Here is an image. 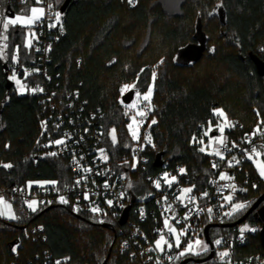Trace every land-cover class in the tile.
Here are the masks:
<instances>
[{
	"label": "trees",
	"instance_id": "obj_1",
	"mask_svg": "<svg viewBox=\"0 0 264 264\" xmlns=\"http://www.w3.org/2000/svg\"><path fill=\"white\" fill-rule=\"evenodd\" d=\"M65 1L51 0L61 15L64 35L50 51L47 69L52 81L48 86L59 95L75 91L82 116L98 114L94 125L110 161L128 158L133 145L119 102L121 87L132 83L143 94L153 85L156 123L146 151V168L134 171L129 220L139 222L134 207L151 191L145 176L162 169L155 166L158 157L168 167H184L181 182L198 189L217 173L218 168L212 166L215 157L200 151L209 127L218 125L216 109L222 108L233 120V126L225 129L227 143L245 137L256 126L264 128V75L259 69L264 63V0H72L61 13ZM0 5L8 16V6L16 14L35 4L0 0ZM220 7L226 14L225 25L216 14ZM208 19L215 23V39ZM2 29L0 26V32ZM27 33L26 28L9 27L5 45L0 37V190H12L29 181H54L64 190L74 178L67 158L50 157L42 149L54 132L48 120L49 98L40 93L21 94L15 86L6 89L9 66L30 67L35 59ZM198 45L204 49L201 56L189 63L177 61L182 50ZM219 69L227 76L222 81L216 75ZM25 82L36 84L41 78L29 76ZM242 89L247 97L239 100L236 96ZM111 128L116 129L115 145ZM244 173L249 175L248 192L238 198L245 207L232 210L227 223L240 219L264 193V181L250 160ZM10 202L16 218L0 217L1 264L14 259L13 242L21 245L18 260L22 264L39 249L66 258L67 264H103L112 249L107 264H138L120 252L122 227L117 219H102L64 204L51 205L47 212L43 211L49 206H42L34 212L21 198ZM149 213L148 209V217ZM247 221L261 223L253 215ZM38 227L46 241L27 239V232ZM215 232L210 231L211 235ZM242 248L249 255L264 257L260 233L252 234ZM206 264L220 263L212 259Z\"/></svg>",
	"mask_w": 264,
	"mask_h": 264
},
{
	"label": "built area",
	"instance_id": "obj_2",
	"mask_svg": "<svg viewBox=\"0 0 264 264\" xmlns=\"http://www.w3.org/2000/svg\"><path fill=\"white\" fill-rule=\"evenodd\" d=\"M23 1H32L34 4H38L37 0ZM39 3L44 5L46 11L45 17L36 22L30 33L29 47L35 55L33 64L30 67L10 65L8 80L13 82V86H15L16 79L22 81L25 87L23 92H19L15 86L21 94L40 93L47 99L49 98L48 120L54 132L42 144V149L44 154L50 157L67 158L74 178L64 190H60L56 183L44 187L28 186L26 183L12 190L1 189L0 197L10 204V199L21 198L27 207L32 201H36L37 208L54 204L69 205L74 209L88 211L102 219H117L119 222L124 211L128 208L131 209L134 203L129 194V185L134 182V171H139V167L146 168L148 163L146 151L152 143H148L145 137L151 135L152 125L149 120L153 115V109L149 111L150 106H147L143 108V111L147 113L146 116L135 115V121L139 125V139L133 143L130 156L117 162L110 161L107 156L105 161L100 151L103 149L100 146V134L94 125L98 114L93 112L89 117L82 116L79 112V110L82 111V105L76 102L78 94L75 91L73 94L59 95L55 89H50L48 86L52 81V76L49 75L47 69L50 51L53 44L64 35V27L61 18L59 20L56 18L59 11L55 9L51 0H39ZM29 76H35L36 79L41 78V82L28 84L25 80ZM35 89H43V91H34ZM125 120L130 123L132 121L131 114H125ZM56 140H63L64 143L57 145L54 143ZM253 147L256 148L257 153L264 151V128L258 131L253 130L245 137H239L230 143H224L218 147L217 151L220 155H217V152L211 153L215 157L212 166L214 163L217 165V173L209 179L206 186L200 189L181 182V176L186 172L179 171L181 168L185 170L182 166L168 167L163 164L161 170L147 174L145 182L151 186V191L140 197L134 207V214L137 215L139 222L129 220V214L127 222L120 225L122 227L119 231L120 252L128 256L129 259L137 261L138 264H173L174 261L182 257L202 259L211 251L214 253L213 259L220 264H264V257L259 254L249 255L242 248L248 243L252 234L261 232L263 223H250L249 229H256V231L246 230L243 232V236H241L242 228H238L239 226L232 228L233 231L228 234H225L226 229L224 228H211L210 231L216 230L212 235L210 233L213 243L212 250L208 245L207 251L198 252L196 247L199 245L195 244L197 239L205 242L204 230L206 226L225 224L229 217L227 213H230L231 201L235 199L236 195L248 192L249 175L244 173V165L250 160L247 157L248 154H251ZM53 152L56 155L50 154ZM104 154L106 153L104 152ZM229 161L232 162L231 167H229ZM84 169H90V171H84ZM165 173L168 174V180H171L173 176L176 177L171 185L166 182ZM221 173H225L233 179L221 180ZM156 181L160 182L159 188L156 187ZM231 185L235 187H230ZM185 188H191L192 191L183 193L182 190ZM122 193L123 195H121ZM205 193L207 195H204ZM85 195L88 196V199H85ZM227 195L232 196L231 201L225 199ZM61 196L68 202L62 203ZM109 200L113 202L111 206L107 203ZM169 205H171L170 209ZM93 208H98L100 211L93 212ZM147 208L150 211L149 217ZM209 208L212 209L211 213L208 212ZM141 209H143V214H141ZM186 216L187 219H185ZM165 219H168L169 224L176 229V233L172 234L168 231L164 225ZM124 226L126 227L123 228ZM181 232L184 234L180 235V245L177 247L175 237ZM161 234L165 236L168 243L172 244L171 248L167 243L162 245L163 251L156 248L155 241L160 238ZM220 234L223 238L217 245L213 237L217 238ZM26 238L32 239L34 242L46 241L41 227L31 229L27 232ZM189 242L193 243V251L181 256L180 253L187 248ZM20 246L19 243L13 246L14 259L9 264H22L18 260ZM14 248L15 251H13ZM223 252H227L228 256L221 258L220 254ZM67 261L66 258L53 256L47 249H39L33 254L32 259L27 260L26 264H57V262L67 264Z\"/></svg>",
	"mask_w": 264,
	"mask_h": 264
},
{
	"label": "rangeland",
	"instance_id": "obj_3",
	"mask_svg": "<svg viewBox=\"0 0 264 264\" xmlns=\"http://www.w3.org/2000/svg\"><path fill=\"white\" fill-rule=\"evenodd\" d=\"M33 7H37V8H43L44 9V14L43 16L39 19H43L45 17V7L44 5H42L41 3H38V4H35V5H32L30 6L27 11H18L15 16H28V15H31L30 13V9L33 8ZM60 15V13H59ZM14 16V17H15ZM14 17H9L6 15V12L1 8V5H0V26H2L3 28V23L6 22L8 19H13ZM60 18H61V15H60ZM38 21V20H37ZM35 21L33 24H31L30 26H21L20 24H16V25H9V27H17V26H20V27H23V28H26L28 30V33H27V45L29 46V41H30V38H31V34H30V31L32 32L33 29H34V26L36 24ZM207 24L208 26L210 27V33L211 35H213V38L215 39L216 36H218V32L216 31V27H215V23L212 22V21H209V19L207 20ZM8 27V28H9ZM1 33H2V36H1ZM6 36V31L4 30V28L2 29V32H0V37L2 38V42H3V45H5V39L4 37ZM33 36V35H32ZM1 40V39H0ZM177 61L179 63H189L191 62V58L190 59H187V58H182L181 56H178L177 58ZM202 69V68H201ZM218 76V79L219 80H223L225 79L227 76L225 74V72L221 69H219V71L217 72L216 74ZM17 81H19V83H17ZM133 86L134 84L132 83H129V84H124L122 87H121V91H120V99H119V102H120V105H122V110L124 111L125 114H131V117H132V121L130 123H127V127L129 124H133V128L135 130H137V133H138V136H139V125L137 123H133V118H135V115H138L139 112L143 111V108L144 107H147V106H150L151 109H153V113H154V104H153V101H152V96L150 98V101H145L143 100V96L147 93H139V96L137 95V93L135 94V97L133 99V101L130 103V104H124L122 102V96L125 95L126 93H128L129 91H131L132 89H134V87H128V88H125V86ZM15 86L16 88L19 89V92H23L25 87L24 85L22 84V81L20 79H16L15 80ZM152 88V94H153V85L150 86ZM238 97L239 100H242L244 98H246V91H239L238 95L236 96ZM123 103V104H122ZM134 105V106H133ZM216 110H222L224 112V110L222 108H218ZM216 110H215V114H216ZM134 111V112H133ZM224 116H219L217 115L218 117V125L217 126H210L208 131L206 132L207 133V141L206 142H203L202 144V147L205 148V152L211 154V153H216L217 150H218V147L222 146L224 143H226L227 141V138H226V135H225V129L228 128V127H231L233 126V120H230L228 117H227V114L224 112ZM226 117V119H225ZM155 119V116L154 114L152 115V117L150 118V124L153 126L154 124H152V120ZM239 123L236 122V126H238ZM223 126L224 127V132L221 134V132L219 131V128ZM216 127V130H214ZM115 129V128H111V131ZM129 129V128H128ZM258 127L256 126L254 128V130H257ZM115 132H116V129H115ZM211 132L215 133V135L211 134ZM129 133H130V130H129ZM211 134V135H210ZM130 136H131V133H130ZM132 137V136H131ZM116 138H117V134H116ZM223 140V144L220 143V141ZM118 141V140H117ZM136 140H133V143L135 142ZM111 142H112V138H111ZM113 143V142H112ZM117 143V142H116ZM115 143V144H116ZM114 144V145H115ZM261 152V151H260ZM255 168L258 170L259 172V168L257 167V164H261V166H264V160L263 159H260V158H254L251 159ZM261 178V177H260ZM263 178V179H262ZM261 179L264 180V177H262ZM54 181H29L27 184L28 186H38V187H44V186H47V185H51V184H54L53 183ZM229 196V195H227ZM226 196V197H227ZM231 196V195H230ZM232 197V196H231ZM239 195H236L235 199L232 200L231 198V203H230V208H229V211L232 212L233 210V205L234 204H237V203H242L240 200H239ZM238 198V199H237ZM237 199V200H236ZM10 204V203H9ZM5 205L3 206V208H1L2 210H0V213H3V216L5 219H8L10 220L11 216H14V210H13V207L12 205ZM243 204V203H242ZM36 208V211L39 209L37 208V206L35 205L34 206ZM2 211V212H1ZM34 211V212H36ZM2 217V215H0ZM227 223V222H226ZM250 221H246L244 222L243 224H241L238 228H245V226H247L248 228L250 227ZM220 233V232H218ZM174 234V233H172ZM225 234H228V232L225 230ZM223 236L222 234H220L219 236L216 237H213V240L214 242L216 240H222ZM204 244H206L205 242H203ZM216 244V243H215ZM207 245V244H206ZM219 245V244H218ZM207 248H208V245H207ZM203 250V247L201 245H199L198 247H196V251H202ZM188 259V258H187Z\"/></svg>",
	"mask_w": 264,
	"mask_h": 264
},
{
	"label": "snow or ice",
	"instance_id": "obj_4",
	"mask_svg": "<svg viewBox=\"0 0 264 264\" xmlns=\"http://www.w3.org/2000/svg\"><path fill=\"white\" fill-rule=\"evenodd\" d=\"M37 3H39V0H37ZM129 3H132V0H129ZM30 13H31V15H28V16H23V17L22 16H15L13 19H8L6 22L3 23L4 30L7 31V29H8V27H9L10 24L11 25L20 24L21 26H30L31 24H33L35 21L39 20L43 16L44 9L43 8L33 7V8L30 9ZM56 18H57V20L60 19L59 13H57ZM4 39H7V37L5 36ZM29 46H30V41H29ZM160 63H163V61H161ZM152 77H153V80H155V77H156L155 71H153ZM12 78H14V77H12ZM17 83H19V81H17ZM128 87H134V85L133 86H127V85L125 86V88H128ZM36 90L43 91V89H35L34 91H36ZM137 95L139 96V93H137ZM151 96H152V88L149 87L147 93L143 96V100L150 101ZM150 110H151V108L149 107V111ZM216 114L219 115V116H222V117L225 115L222 110H216ZM138 115H140L141 117H144V116L147 115V113L144 112V111H141V112L138 113ZM225 119H226V117H225ZM133 123H136L135 118H133ZM155 123H156V120L153 119L152 120V124H155ZM262 123H264V122H262ZM128 128L130 130L132 139L133 140H138L139 139V136H138L137 130H135L133 128V124H129L128 125ZM258 130H259V128L256 131H258ZM219 131L222 134L224 132V127L221 126L219 128ZM254 134H255V132L253 133V135ZM110 135H111L113 144H115L117 142L115 129L112 130V132L110 133ZM205 135H207V133H205ZM145 139H146V141L148 143H151V135L150 134L147 135L145 137ZM193 139L195 140V138H193ZM54 143L57 144V145H59V144H63L64 141L63 140H56V141H54ZM201 143H202V141H201ZM220 143L223 144V140H221ZM233 146L235 147L236 145H233ZM100 151L102 153V158L106 161L107 158H108L107 155L104 154V150L103 149H101ZM200 151L201 152H204L205 151V148L201 147L200 148ZM245 151L247 152V150H245ZM50 154L51 155H56V153H54V152L53 153H50ZM216 154L217 155H220L219 151H217ZM252 154L260 155V153H257V150H256L255 147H253L251 149V154H248V157L247 158L248 159H253V155ZM221 158H223V157H221ZM236 163H239V161H236ZM231 166H232V162L229 161V167H231ZM3 167L10 168V167H12V165L11 164H4ZM213 167H217V165L214 163L213 164ZM257 167L259 168V174L261 175V177H264V166H261V164L258 163L257 164ZM84 171H90V169H84ZM179 171L181 173H183L185 170L183 168H181ZM167 177H168V174L165 173L164 174V178H165L166 182L169 185H171V183L173 181H175V179H176V177L173 176L171 178V180H168ZM220 179L221 180H229V179H233V177H230V176H228L225 173H221L220 174ZM53 183H55V182H53ZM77 183H79V181H77ZM155 183H156V187L159 188L160 187V182L159 181H156ZM129 187H131V185H129ZM230 187H233L234 188L235 186L234 185H231ZM191 191H192L191 188H185V189L182 190L183 193H190ZM121 195H123V193ZM204 195H207V193H205ZM231 198L232 197L230 195L227 196V197H225V199L228 200V201H230ZM85 199H88V196L87 195H85ZM177 199H180V197H177ZM60 201L62 203H67L68 202L63 196L60 197ZM0 202H3L2 197H0ZM107 203L111 206L113 202L111 200H109V201H107ZM35 204H36V201H32L31 203L28 204V207L31 208L33 211H36V208L34 207ZM244 207H245V205L242 204V203L234 204L233 205V211H238L240 209H243ZM170 208H171V205H169V209ZM92 211L93 212H97V211H100V210L98 208H93ZM140 211H141V214H143V209H141ZM211 211H212V209L209 208L208 209V212L211 213ZM2 214L3 213H0V215H2ZM227 215H231V213H227ZM9 218L15 219L16 217L15 216H11ZM185 219H187V216L185 217ZM164 225H165V227L168 229V231L170 233H176V229L169 224L168 219H165L164 220ZM246 230L247 231H256V229H249L247 226H245V228L241 229V236H243V232L246 231ZM184 231L186 232V230H184ZM183 234H184V232H181L180 234H177L176 237H175V243H176V246L177 247H179V245H180V235H183ZM165 243L168 244V247L169 248L172 247V244L171 243H168V241L165 239V236L163 234H161L160 235V238L155 241L156 248L161 249V251H163L162 245L165 244ZM215 243L218 245V244L221 243V241L220 240H216ZM195 244L196 245H201L203 247V250L204 251H207V245L204 244L199 239H197L195 241ZM13 251H15V248L13 249ZM150 251H151V249H150ZM192 251H193V243L192 242H189L188 245H187V248L183 252H181L180 255L183 256L186 253L192 252ZM220 255H221V258H223V257L228 256V253L227 252H223ZM57 264H59V262H57Z\"/></svg>",
	"mask_w": 264,
	"mask_h": 264
},
{
	"label": "water",
	"instance_id": "obj_5",
	"mask_svg": "<svg viewBox=\"0 0 264 264\" xmlns=\"http://www.w3.org/2000/svg\"><path fill=\"white\" fill-rule=\"evenodd\" d=\"M72 0H66L65 3L63 4V6L60 9V12L63 13L67 7V5L71 2ZM8 16L9 17H14L15 13L12 11L11 7L8 6ZM217 16L219 17L221 23H223L224 25L226 24V14L223 10L222 7H220L217 12H216ZM204 49L201 45L198 46H194V47H189L186 48L184 50H182L179 54V56H181L182 58H187L191 60H195L197 59V57L201 56L203 53ZM5 69L7 70V67H5ZM259 69L262 72V74L264 75V63H260L259 65ZM13 87V82L10 80H7L6 83V89L9 91L11 90V88ZM139 90L137 88L132 89L131 91H129L128 93H126L125 95L122 96V102L124 104H130L134 97L135 94L138 93ZM213 135H215V133H213ZM163 165V162L161 160V157H158L155 161V166L156 167H161ZM264 203V193L262 195H260L257 200L253 203V205L248 209V211L237 221L232 222V223H225L222 225H208L205 227V243L207 245L210 246L211 250L213 249V243L211 241V237H210V229L211 228H224V229H232L235 227L240 226L241 224H243L244 222L247 221V219L253 215L254 219L263 223V227L262 230L260 232V238H261V242L264 248V205L261 206ZM52 208V206L47 207L43 212H47L48 210H50ZM129 211L130 208L126 209L119 221V225H124L127 222L128 216H129ZM104 227H107V225H103ZM16 242H13L11 244V246H14ZM111 251L107 257V259L105 260V262L103 264H107L110 255H111ZM214 257V253L213 251H211V253L208 255V257L204 258V259H193V258H188L183 260L180 264H189V263H195V264H201L203 262H207V261H211Z\"/></svg>",
	"mask_w": 264,
	"mask_h": 264
},
{
	"label": "crops",
	"instance_id": "obj_6",
	"mask_svg": "<svg viewBox=\"0 0 264 264\" xmlns=\"http://www.w3.org/2000/svg\"><path fill=\"white\" fill-rule=\"evenodd\" d=\"M258 153H260V155H253V157L254 158H260V159H263L264 160V151H261V152H258ZM250 162L253 164V162H252V160L250 159ZM253 166H254V164H253ZM254 168H255V166H254ZM256 169V168H255ZM256 171H257V173H258V175L261 177V175L259 174V172H258V170L256 169ZM262 178V177H261ZM263 179V178H262ZM264 181V180H263ZM9 203L8 202H6V201H3V202H0V210H2L1 208H3V206H5V205H8ZM10 205V204H9ZM2 212V211H1ZM15 216V215H14ZM1 217V216H0ZM2 218H4V216H3V214H2Z\"/></svg>",
	"mask_w": 264,
	"mask_h": 264
},
{
	"label": "flooded vegetation",
	"instance_id": "obj_7",
	"mask_svg": "<svg viewBox=\"0 0 264 264\" xmlns=\"http://www.w3.org/2000/svg\"><path fill=\"white\" fill-rule=\"evenodd\" d=\"M264 205V203L261 205V206H263ZM204 259V258H203ZM208 262V261H207ZM207 262H203V263H201V264H206Z\"/></svg>",
	"mask_w": 264,
	"mask_h": 264
}]
</instances>
